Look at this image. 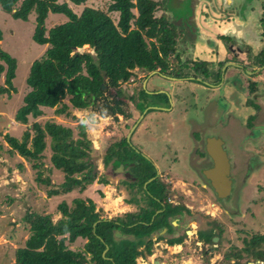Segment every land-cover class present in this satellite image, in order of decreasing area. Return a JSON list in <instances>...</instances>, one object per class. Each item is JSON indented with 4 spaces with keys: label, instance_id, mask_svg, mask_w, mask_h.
<instances>
[{
    "label": "flooded vegetation",
    "instance_id": "flooded-vegetation-1",
    "mask_svg": "<svg viewBox=\"0 0 264 264\" xmlns=\"http://www.w3.org/2000/svg\"><path fill=\"white\" fill-rule=\"evenodd\" d=\"M158 1L177 34L168 67H139L136 81L107 92L125 111L109 115L126 118L129 131L114 135L103 153V255L112 264L125 256L135 264H264L252 254L260 232L237 228L238 213L223 203L235 194L236 178L223 198L205 173L213 166L211 137L224 140L226 149L239 145L241 159L255 154L248 172L264 157V0ZM153 79L169 81L168 89L149 87ZM135 85L134 94L122 91ZM183 125L191 144L178 148L173 134ZM231 128L240 138L228 145L217 133ZM146 134L139 146L137 137ZM230 227L239 234L236 243L225 238Z\"/></svg>",
    "mask_w": 264,
    "mask_h": 264
},
{
    "label": "trees",
    "instance_id": "trees-1",
    "mask_svg": "<svg viewBox=\"0 0 264 264\" xmlns=\"http://www.w3.org/2000/svg\"><path fill=\"white\" fill-rule=\"evenodd\" d=\"M15 0H0V7L8 8ZM83 6L76 11L68 1L20 0L11 12L16 19L29 20L36 13L37 26L33 39L48 44L44 55L31 65L27 84L29 91L16 120L27 124L30 116L41 114L42 108H55L57 114L70 115L71 108H92L91 116L125 113L121 101L109 99L108 88L119 93L121 85L129 79L131 70L140 67L165 69L169 56L175 51L177 34L165 16L157 17L158 0H111L108 7L96 8L89 0H69ZM137 9V13L134 9ZM50 12L62 13L68 20L49 29L46 19ZM117 16V20L115 18ZM3 31L0 28V41ZM88 45L91 51H80ZM0 80L5 73V83L0 84V95L17 92L14 84L18 61L0 46ZM110 92V91H109ZM68 98V102L64 99ZM78 136L72 127L46 121H35L19 139L11 134L5 138L11 152H17L34 162L39 168L47 148L46 138H51L52 164L64 173V181L49 194L70 193L79 188L86 190L96 181L97 173L90 162L92 141L84 122L78 125ZM39 171L37 179L51 185V180ZM102 181V179H101ZM62 218L54 222L49 214L36 212L25 216L30 224V235L23 246L16 249L15 264H112L103 255L106 227L96 211L91 197L73 199V206L60 203ZM87 239L83 250H74L70 243L77 238ZM110 240L111 233H110ZM253 259L264 261V234L253 237ZM118 258V255H117ZM119 261V258H118ZM118 264H135L126 257Z\"/></svg>",
    "mask_w": 264,
    "mask_h": 264
},
{
    "label": "rangeland",
    "instance_id": "rangeland-1",
    "mask_svg": "<svg viewBox=\"0 0 264 264\" xmlns=\"http://www.w3.org/2000/svg\"><path fill=\"white\" fill-rule=\"evenodd\" d=\"M19 1H13L8 8L0 7V28L3 31V39L0 41V46L13 57H16L18 61L16 77L14 78L17 92L12 91L11 96L7 93L0 95V264H15L16 249L19 246H23L30 235V224L25 221V216L30 213L49 214L52 216L53 221L57 222L62 218V212L59 208L61 202L66 201L70 206H73V199L77 197L85 199L91 197L96 202L98 212L104 215L102 206L105 203L104 191L107 190V187L103 186L101 179L105 146L110 141L115 140L116 137L114 135H124L129 131V127L126 128V118L122 116L115 118L112 115L102 116L99 113L91 116L92 108H71V114L66 115L57 114L55 108L43 107V112L36 117L30 116L29 123L27 124L16 120L15 115L17 110L22 106L24 96L30 89L27 84V77L31 65L34 60L41 58L48 48V44L42 45L33 39L37 26L35 12L30 14L29 20L16 19L12 16L11 12L18 6ZM66 1L78 12L83 8L82 5L78 6L69 0ZM110 2L111 0H89L88 4L96 8H106ZM134 11L137 13L136 8ZM162 12L163 7L160 6L157 8L155 15L159 17ZM115 18L116 20L118 19L117 16ZM67 20L68 17L65 14L50 12L46 19V26L49 29ZM80 51H91L94 53L93 49H90L88 45H85ZM139 69V67H136L131 70L129 79L124 82V85L131 84L137 80ZM245 79L248 82L247 77ZM4 83L5 73H3L0 80V84ZM161 83L169 85V82L156 84L162 85ZM149 87L157 86H151V83H149ZM122 91L134 94L138 91V86H125ZM109 93L111 94L112 91ZM143 100L147 101V99ZM64 101L68 102V98L64 99ZM259 102L264 104V91ZM201 112L198 111V114L201 115ZM49 120L72 127L76 137L79 132L78 125L81 122L85 123L86 132L92 141L90 162H93L95 165L97 173L96 181L88 186L86 190L83 191L77 188L66 194L61 193L52 196L49 194L51 188H58L64 181V173L56 169L52 164L51 138L49 136L46 138L47 148L39 168H35L33 166L34 162L25 159L17 152H11L10 145L5 138L6 134L9 133L22 139L24 131L31 127L33 122L39 121L45 123ZM261 122L264 125V120ZM131 123H133V120H130L128 124L131 125ZM188 131L187 125H183L182 128L174 131V144L176 147L180 148L185 145L188 147L191 144ZM216 133L212 132L213 135ZM239 134L240 130L238 128H231V131H226V133H217V135H221L225 139L228 145L230 143L229 139L234 140L237 144L240 138ZM148 137L149 134L137 137L138 145L142 146L147 142ZM258 144L256 147L259 150L263 149ZM238 147L240 148L239 145L237 147L227 146L228 153L234 160L233 175L237 182L235 194L230 201H223V203L225 207L231 209V212L238 213L234 216L238 221L237 228L248 229L249 233H264V157L260 156L258 163H254L253 170L248 172L246 166L249 164L252 156L255 157V154H249L241 159L243 153L237 151L239 150ZM163 151H166L165 147H163L161 152ZM162 162L166 163L167 158L162 159ZM39 171H42L43 177L51 180V185L38 181L37 176ZM250 179H253V182ZM236 234L233 227H230L229 230L226 229L224 233L226 240L229 241L228 243L230 241H235L236 243V236L237 239H240L239 234ZM86 241L87 239L79 237L74 243H70V247L74 250H83ZM237 242L239 243V240ZM86 264L95 263L93 261Z\"/></svg>",
    "mask_w": 264,
    "mask_h": 264
},
{
    "label": "water",
    "instance_id": "water-1",
    "mask_svg": "<svg viewBox=\"0 0 264 264\" xmlns=\"http://www.w3.org/2000/svg\"><path fill=\"white\" fill-rule=\"evenodd\" d=\"M169 82L167 80L158 81ZM153 83V81H152ZM157 87L167 88V84H156ZM151 84V86H153ZM208 153L213 162V166L205 170L206 175L212 180L213 186H217V193L220 197L228 198L231 193V187L233 184V157H231L225 148L224 140L220 138L211 137L208 139ZM116 236H120V233L116 231Z\"/></svg>",
    "mask_w": 264,
    "mask_h": 264
},
{
    "label": "crops",
    "instance_id": "crops-1",
    "mask_svg": "<svg viewBox=\"0 0 264 264\" xmlns=\"http://www.w3.org/2000/svg\"><path fill=\"white\" fill-rule=\"evenodd\" d=\"M153 81H154L153 83H155V82H156V80H154V79H153Z\"/></svg>",
    "mask_w": 264,
    "mask_h": 264
}]
</instances>
